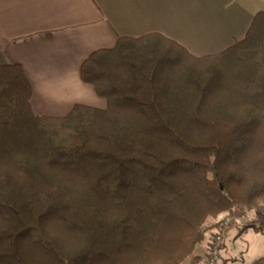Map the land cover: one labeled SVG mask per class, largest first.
Instances as JSON below:
<instances>
[{"label": "trees", "instance_id": "16d2710c", "mask_svg": "<svg viewBox=\"0 0 264 264\" xmlns=\"http://www.w3.org/2000/svg\"><path fill=\"white\" fill-rule=\"evenodd\" d=\"M80 75L106 109L38 116L0 66V264H201L220 215L264 212V12L222 53L121 37Z\"/></svg>", "mask_w": 264, "mask_h": 264}, {"label": "crops", "instance_id": "0c3cea01", "mask_svg": "<svg viewBox=\"0 0 264 264\" xmlns=\"http://www.w3.org/2000/svg\"><path fill=\"white\" fill-rule=\"evenodd\" d=\"M260 12L264 0H0V66L25 69L38 116H65L76 105L106 109L107 101L80 75L93 52L114 48L121 37L158 33L197 57L216 55L244 39ZM259 220L264 223V212L244 210L225 234L221 255L229 239L248 236L252 262L264 257ZM217 231L196 251L201 264Z\"/></svg>", "mask_w": 264, "mask_h": 264}, {"label": "rangeland", "instance_id": "374dc122", "mask_svg": "<svg viewBox=\"0 0 264 264\" xmlns=\"http://www.w3.org/2000/svg\"><path fill=\"white\" fill-rule=\"evenodd\" d=\"M236 208H239V207H236ZM239 209L234 208L235 212L233 210L232 213H224L220 215L217 219V222L233 214L235 215V217L237 216L240 217L241 215H243L244 210L242 208H239ZM252 213L254 214L255 212H252ZM256 226L259 232L264 234V223H262L261 220L257 222ZM242 229L243 228H241V231ZM247 237L245 238L241 237L235 241H233V238L229 239L226 244V248L222 252L221 260H226L227 263L229 264H250L254 260L252 258H254L256 255L253 254V251L249 250V246L252 247L253 243H252V240L251 239L248 240Z\"/></svg>", "mask_w": 264, "mask_h": 264}, {"label": "built area", "instance_id": "2783aa9c", "mask_svg": "<svg viewBox=\"0 0 264 264\" xmlns=\"http://www.w3.org/2000/svg\"><path fill=\"white\" fill-rule=\"evenodd\" d=\"M240 217H235L233 214L223 219L222 225L211 239L208 254L203 264H221V251L223 247L224 236L229 229L239 223Z\"/></svg>", "mask_w": 264, "mask_h": 264}]
</instances>
